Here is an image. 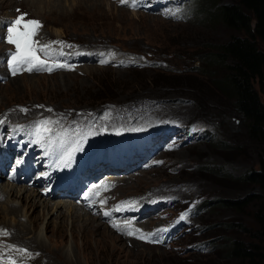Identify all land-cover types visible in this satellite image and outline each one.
Returning <instances> with one entry per match:
<instances>
[{
    "label": "rangeland",
    "instance_id": "1",
    "mask_svg": "<svg viewBox=\"0 0 264 264\" xmlns=\"http://www.w3.org/2000/svg\"><path fill=\"white\" fill-rule=\"evenodd\" d=\"M105 1L110 5L57 0L34 6L27 0H0V120L10 122V130L22 132L28 127L21 122L35 120V131L41 119L52 120L49 126L56 128L55 133L68 138L91 127L97 135L102 133L96 141L92 137L87 141L94 151L113 146L111 154L129 162L127 166H131L130 155H135L133 169L127 172L130 177L143 175L142 180L130 179L127 190L113 192L119 187L115 186L106 199L147 195L155 199L137 225L144 229L135 238L144 244L127 243L105 228V235L114 238L108 244L107 238H98L102 244L94 239L85 243L68 233L51 242L45 238L44 245L28 244L22 241L27 234L18 236L12 228L8 234L1 233L9 240L0 243L6 245L12 238L11 250H19L17 254L26 250L29 255L23 262L33 264H243L228 249L232 241L253 242L254 203L238 211L220 206L218 200L253 194L264 198L262 191L239 179L257 166L258 146L246 135L244 121L231 101L210 82L209 73L220 76L222 69H208L202 55L237 34L214 13L215 4L234 0H136L134 7L132 0L130 4ZM177 9L183 18L167 15ZM21 14L41 22L35 37L41 43L64 42L53 44L48 55H40L47 63L59 60L67 68L53 67L56 70L45 73L20 69L12 74L7 60L15 48L4 37L7 26ZM92 51L114 55L110 64L89 60L73 67L72 55ZM95 66L91 73L86 68ZM100 79L107 80L104 91L110 98L96 100L104 92L95 89ZM259 96L264 103V92ZM137 127L144 130H124ZM132 138L134 142L125 144ZM158 145L152 157L141 156L142 149ZM208 201L212 203L206 205ZM156 202L161 204L154 209ZM189 209L187 218L179 220ZM36 211L41 213V207ZM6 220L10 223V216ZM157 239L161 244L154 243ZM5 257L0 256L2 263Z\"/></svg>",
    "mask_w": 264,
    "mask_h": 264
},
{
    "label": "trees",
    "instance_id": "2",
    "mask_svg": "<svg viewBox=\"0 0 264 264\" xmlns=\"http://www.w3.org/2000/svg\"><path fill=\"white\" fill-rule=\"evenodd\" d=\"M214 13L226 28L237 34L204 52V64L208 69H222L220 76L209 73L210 82L231 101L244 121L246 135L258 146L257 166L244 172L239 179L264 193V103L259 96L264 92V0L215 4ZM106 83L107 80H97L96 91H104ZM110 97L104 91L96 100ZM218 203L238 211L254 203L253 242L243 245L232 241L228 253L239 257L243 264H264V198L253 194L241 199H220Z\"/></svg>",
    "mask_w": 264,
    "mask_h": 264
},
{
    "label": "bare ground",
    "instance_id": "3",
    "mask_svg": "<svg viewBox=\"0 0 264 264\" xmlns=\"http://www.w3.org/2000/svg\"><path fill=\"white\" fill-rule=\"evenodd\" d=\"M54 1H57V0H27L29 4H33L34 6L35 5L39 6L43 3L50 4L51 2H54ZM92 1L97 2L99 4H101V2L102 4L107 3L105 0H92ZM118 1L119 0H115L112 3L114 4L115 2H117L118 4H120V2ZM127 2H129V4L131 3V1L129 0H127ZM106 5L109 6L110 4L107 3ZM131 6L134 7L136 6V4L132 3ZM137 13L138 12H132L131 14H137ZM112 57L113 55H109V52L104 54L101 52L92 51L91 53L86 52V54H78L73 59V67L74 65H77V64L80 66V64H82L85 61H89V60L101 61L103 59L106 61L105 63L110 64ZM86 68H88V70L91 73V70L93 68H98V67L95 66V67H86ZM64 74L70 75L72 73L67 72ZM22 75H26V74H22ZM27 76H30V75H27ZM0 121H1L0 126H3L6 122L5 120H0ZM50 122H52L51 123L52 125L55 121L53 122L51 120ZM76 124L80 126L79 121H77ZM108 130H111V128H108ZM100 134L102 135V133ZM100 134L99 135L96 134L90 137H92L93 140L96 141V139L100 136ZM54 135H55V138H52L51 141H46L45 143L52 144L54 145L55 148L57 147L55 143L57 138H60V144L61 146H63L66 143H71L73 145V143L78 137L76 136L74 138H68L65 135L62 136L61 132L60 133L56 132V134ZM88 140H89V137L87 141ZM87 141L83 142L82 144L83 150L78 151V152H83V153H88L89 151L95 152L93 145H90ZM94 158L95 157L87 156L85 159V163L87 165H93L96 162ZM102 160L105 161L104 157H102ZM117 165H121V164H116V165L106 164L104 167V170L106 171V173H109V174H117L116 173ZM143 172L146 173V171H143ZM128 173L126 174V177H124V175L119 176V177L109 175L110 180L116 179V181L110 186V188L107 191L103 193V195H106L107 193H109L111 191V188L115 184H118L117 186L119 187L115 189L113 192L117 190H127L128 187L126 188V186L129 183L130 179L131 181L133 180L136 183H139L140 180H142L141 178L143 177V175H136V176L130 177ZM139 197H141L140 200H138ZM139 197L132 196V197L123 198L120 196L117 198L113 197L112 199L107 198L105 199L107 203H100V206H94L91 209V211H86V210H83L75 206L71 201H69L68 203H64L65 201L60 200V199H56L57 201L45 200V199H52V198L43 197L39 194L37 190L25 188L23 185L18 186V185H13L7 182H1L0 183V199L5 198V200L0 202V216H2V218L0 219V230L6 229V233H7L8 230H11L12 228L13 230H15V234H17L18 236L19 234H27L26 236L22 238V241H25L28 244L37 243L39 245H44L45 238L51 242V241H55L56 239H58V237L59 238L65 237L67 233L68 235L70 234L72 238L83 239L85 243H87L89 239H94L96 243L102 244L103 243L102 239H98V238L99 237L107 238V244H108L110 241H114V238L111 239L105 235L102 229V228H105V230L108 233L112 234L113 232L114 233L116 232L115 235L117 234L116 238L118 239L123 238V240L126 241L127 243L131 241L133 242V244L139 243V245H142L144 243H141L135 237L137 235L140 236L144 228L143 227L138 228L137 225H138V222L142 218L146 217V215L151 209L150 207L147 206V204H152L155 201V199H152V197L148 195L139 196ZM121 201H135L136 203L135 205L120 204ZM158 204H161V202H156L155 206L152 208L156 209V206ZM117 205H119L122 210L120 211L115 210ZM38 206L41 207V213L39 211H36ZM63 208H65L64 209L65 211H63ZM143 210H146V211L142 212ZM106 211L110 212V215H108L110 216V218L104 215V212ZM54 214L55 216H53ZM8 216H10V219H11L10 223H8V220H6ZM51 217L52 219H50ZM22 218L25 220H21ZM97 221H99L100 223ZM145 221H148L149 224L151 222V220L149 219H145ZM101 222L103 225L101 224ZM113 223L118 224L119 228H114L112 226ZM47 232L51 234L46 236L48 234ZM128 232H132L133 234L128 235ZM44 234L45 236H43ZM12 236L13 235H11V237ZM15 237L17 238V236ZM0 240H9V239L7 237H3L0 233ZM154 241H159L157 243L154 242L157 245L161 244L162 242L161 239H157ZM11 242H12V238L10 242L6 245L0 243V249L2 250L6 249L5 252L0 253V256L5 255L6 256L5 258H7L3 262V264H33L29 262L28 263L23 262V258L29 255V253L25 251L23 254L21 253L17 254L19 250H17L16 252H13L14 249L11 250V246H12ZM154 243H150L148 245L152 247V246H155ZM17 245H21V244L17 242ZM34 249L36 251L39 248L36 247ZM7 252H11V254L7 255Z\"/></svg>",
    "mask_w": 264,
    "mask_h": 264
},
{
    "label": "snow or ice",
    "instance_id": "4",
    "mask_svg": "<svg viewBox=\"0 0 264 264\" xmlns=\"http://www.w3.org/2000/svg\"><path fill=\"white\" fill-rule=\"evenodd\" d=\"M127 0H121V3H126ZM133 4H135L136 0H132ZM180 10H174L167 15L171 16L172 18L180 19L183 18L180 14ZM27 14H21L16 17L11 23L7 26V33L4 39L10 45H13L15 51L10 53V58L7 60L8 67L13 75L17 73L18 70L22 68V66L27 65L26 70L31 72L34 69L37 70H46L51 72L53 70L52 66H47V60L41 59L40 54L48 55L52 51L53 44H63L62 41H50L47 44L41 43L39 40L35 39L39 29L42 27L41 22L38 20H29L25 19ZM109 55H114V53H109ZM105 60H101L100 63H105ZM54 67L64 68L68 67L66 64H56ZM42 107V106H41ZM52 122L48 120L38 121L36 123L35 135L37 139L33 141L34 143H41V146H44L45 141H51L52 135L54 133V129L51 128L49 125ZM106 130V129H103ZM125 131H143L142 128H128L124 129ZM97 133L94 132L91 127H89L84 133L79 134L78 138L73 143L72 147L65 150L59 157L55 164L57 167H70L71 162L73 160L74 153L78 151H82V144L83 142L87 141L88 137L96 135ZM116 134H120V130L116 131ZM23 163V159H19L16 161L17 165ZM41 175H47V173H41ZM103 183V182H102ZM97 186H93L96 188ZM92 189H89L88 193H85V198H90V193ZM101 203H106L105 200L100 201ZM135 201H121L120 204H128V205H135ZM117 211L122 210L119 205L116 206ZM191 209L186 212H182L179 216V220H185L189 214ZM105 216L110 215V212H104ZM127 223V222H125ZM112 226L114 228H119V225L113 223ZM157 231H166V229H158ZM0 233H6V230H0ZM132 232H128V235H132ZM153 235V234H149ZM141 239H145L146 237L141 236ZM159 242V241H154ZM20 251H26L21 249Z\"/></svg>",
    "mask_w": 264,
    "mask_h": 264
}]
</instances>
